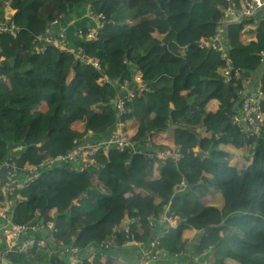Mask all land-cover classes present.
<instances>
[{"label": "trees", "instance_id": "trees-1", "mask_svg": "<svg viewBox=\"0 0 264 264\" xmlns=\"http://www.w3.org/2000/svg\"><path fill=\"white\" fill-rule=\"evenodd\" d=\"M11 1L19 32L0 38L1 70L8 73L0 82V164L18 156L20 167L37 165L65 154L88 133L103 140L121 121L116 102L126 92L120 85L127 82L133 90L140 76L150 91L127 102L129 113L122 119L137 124L136 150L112 149L90 170L60 163L18 193L14 223L53 221L59 247L49 246L47 263L41 255L45 249H13L6 264H67L62 252L83 253L104 240L121 247L118 252L132 236L146 247L158 242L156 255L190 247L205 264H264V128L242 132L232 122L245 85L249 92H261L264 110V10L256 19L223 23V51H218L203 41L215 37L229 9L243 8L242 0ZM86 5L104 19L101 27L86 20L85 26L66 31L74 52L38 40L53 21L61 24L58 32L73 17L79 19ZM91 26L98 29L96 40L77 41V32ZM248 32L256 39L244 37ZM42 105L45 110L38 112ZM188 110L202 120L196 129L173 127L182 160L157 158L166 145L153 143L148 149L149 138L169 130L174 112ZM183 181L187 192L180 195ZM166 210L179 218L178 227L151 226L147 214ZM3 223L0 217V231ZM7 245L3 238L0 257ZM176 262L193 264L183 255ZM93 264H117L116 256L99 251Z\"/></svg>", "mask_w": 264, "mask_h": 264}, {"label": "built area", "instance_id": "built-area-1", "mask_svg": "<svg viewBox=\"0 0 264 264\" xmlns=\"http://www.w3.org/2000/svg\"><path fill=\"white\" fill-rule=\"evenodd\" d=\"M242 2L244 5L243 8L233 7L224 14L220 20L217 34L209 42L203 41L204 45L212 46L215 49H218V51H223L221 25L223 23L240 21L245 18L256 19L264 10V0H242ZM2 6L3 7L0 8V38L5 35L15 37L19 32V28L12 21L13 11L15 12L12 1L4 0ZM88 10L86 16L91 22H95V20H99V18L104 19L103 15L97 17L92 10H90V7ZM54 25L57 26L58 21H53L50 24L51 27H55ZM97 36V29H90L87 33L82 31L78 32V38L80 41L95 40ZM39 38L64 50L69 49L68 42L64 40L65 33L61 30L55 33H50L48 36L40 35ZM3 53V48L0 47V82H5L8 78V73L1 70V64L4 63ZM262 57L264 59V52H262ZM223 58L226 59V56L223 55ZM85 59V56L80 57L81 61H84ZM94 66H98L97 62L94 63ZM231 71V64L227 61L225 70L227 81L232 78ZM236 76L239 78L240 73L237 72ZM137 80L139 85L133 90L128 89L127 82L120 85V89L126 92V96L120 98L117 102V108L121 112V117L127 115V102H130L135 98H140L150 91L147 86L142 84V82L140 83V78ZM238 97L241 100L240 113L232 117L233 124L241 125L242 132H252L264 128V110L262 109L261 92H249L247 90V85H245V90L240 91ZM106 138L107 139L105 140L94 141L93 134L88 133L86 136L74 140V147L64 155L43 160L37 165L20 167L17 164L18 156H8L5 161L0 164V217L4 220V223L2 224L4 230L0 234V244L3 238L5 239V242L8 243L6 253L0 258V264L6 263L5 256L13 249H18L19 252H21L25 249H32L35 246L40 248L46 247V240L42 238L37 239L38 234L43 228H48L50 231L54 229L53 221H50L47 223V226L43 227L39 223H32L31 225H12L11 213H13L16 207V194L31 187L40 175V172L44 169L54 168L55 166H59L60 163H65L75 171L90 170L99 165L98 157L100 155L107 154L114 148L124 149L128 146H133L134 144L132 137L126 130L125 122H120L117 128ZM147 147L148 149L153 148V143L150 138ZM133 149L136 148L133 147ZM137 152L139 154L142 153L141 150H137ZM182 157L183 153L180 147L176 145L166 146V148L157 153V158H160L163 161L171 160L174 162H180ZM185 186L186 184L183 181L179 186V190L183 191ZM74 203L79 205V199H75ZM147 217L151 220V226L157 224V227H162L163 229L164 227L171 229H176L178 227L179 218L170 215L168 210H166L164 214H156V217ZM156 245H158V242L155 241L146 247V245L135 241L132 236L131 241L125 243L122 248L129 246L139 247L141 253L138 259V264H150L160 260L166 261L168 259H172L173 264H179L176 262L177 258H180L182 255L184 257L185 254H187L186 256H188L189 262L191 261L193 264H205V261L204 263L199 261L198 257L195 256V253L191 250L181 254L169 255L163 253L156 255L153 250ZM118 248L121 247L117 246L112 240H104L97 246L91 247L88 256L84 255L78 248L67 250L69 251L68 255L64 252H62L61 255L67 256L69 264H93L97 252L102 251L103 253H107L108 251H113ZM116 260L117 264H128L122 257H118ZM207 264L212 263L209 262Z\"/></svg>", "mask_w": 264, "mask_h": 264}, {"label": "crops", "instance_id": "crops-1", "mask_svg": "<svg viewBox=\"0 0 264 264\" xmlns=\"http://www.w3.org/2000/svg\"><path fill=\"white\" fill-rule=\"evenodd\" d=\"M13 14H14V11H13ZM86 14H87L86 8H81L80 9V16L81 17L78 19L75 16L72 19H70L68 21V24H67L68 28L67 27L63 28V29H61V31L66 33V31L69 30L70 32H72L73 30H75L78 27V25L79 26H85L86 25V20H87ZM54 26H56V25H54ZM59 26H61L60 23H59ZM54 31H56L55 27L52 28L50 33H54ZM251 33L252 32H248V34L244 35V37L247 36V37L253 38L255 40L256 39V35L253 34V36H251ZM75 35L76 34L70 35V39H73ZM254 85H255L254 87H256L257 83L254 82ZM210 109H212V107H210ZM184 112H174L173 116H172V119H171V121H170V123L168 125L169 126V130L167 132L155 134L152 137L153 142H155L156 144H164L166 146H172V145H174L173 144V135H172L173 127L180 126V127H185V128H189V129H196V126L198 125L199 121L190 122L189 120H192V118L188 119L186 116H184ZM56 118H58L59 121H61L63 119L61 117H56ZM133 127H134V129H133ZM136 127H137V124L134 121H133V123L132 122L128 123V121H127L126 130H127V132L129 133L130 136H133ZM161 232H162V230H161ZM194 241H196V240H194ZM89 250H90V248L87 249L86 252H83V254L87 255L89 253ZM114 254L121 255L123 258H125L126 261L129 262V264H138V259H139V256H140V248L129 246V247H126V248H122L118 252L117 251L114 252ZM186 255L187 254H185V256L183 257V261H187L188 262L189 258ZM150 264H157V263L154 262V263H150Z\"/></svg>", "mask_w": 264, "mask_h": 264}, {"label": "clouds", "instance_id": "clouds-1", "mask_svg": "<svg viewBox=\"0 0 264 264\" xmlns=\"http://www.w3.org/2000/svg\"><path fill=\"white\" fill-rule=\"evenodd\" d=\"M89 7H90V5H86L85 7H83V8H86V10H87V13H88V9H89ZM90 10H91V7H90ZM14 15V14H13ZM12 15V16H13ZM87 15V14H86ZM97 17H99V16H97ZM86 18H87V16H86ZM87 20L88 21H90L88 18H87ZM55 21H58V20H55ZM91 22V21H90ZM99 22H100V18H99V20L97 19V20H95V24H97V25H99ZM57 26H59V23H58V25ZM99 26H101V25H99ZM56 27V26H55ZM52 28L53 27H50V29H49V31L47 32V34H45L44 36H48V34H50V32H51V30H52ZM90 29H97V27H95V26H91V28ZM89 29V30H90ZM88 30V31H89ZM98 30V29H97ZM60 31V30H59ZM87 31V32H88ZM56 31H54V33H55ZM79 32V31H78ZM78 32H77V36H78ZM84 32V31H83ZM86 32V33H87ZM65 33V32H64ZM38 40H40V41H42L39 37H38ZM66 42H68V40L69 39H67V36H65V39H64ZM96 40V39H95ZM45 43H49V42H47L46 40H43ZM77 41H80L79 40V38H77ZM89 41H92V40H89ZM49 44H51V45H54V44H52V43H49ZM55 46V45H54ZM55 47H57V48H59L60 50H62V51H72V52H74V50H76V49H74V48H72L71 46H70V42H68V47H69V49H67V50H64V49H62V48H60V47H58V46H55ZM37 51L38 52H44V49H42V48H37ZM5 59V58H4ZM98 65V64H97ZM98 67V66H97ZM138 78H140V83H141V77L140 76H137L136 77V81L138 82ZM138 84H139V82H138ZM143 84V83H142ZM146 86V85H145ZM125 96H126V94H125ZM124 96V97H125ZM120 99V98H119ZM119 99H118V101H119ZM117 101V102H118ZM117 102H116V105H117ZM127 110V109H126ZM127 115H128V110H127ZM126 115V116H127ZM125 116V117H126ZM125 117H121L120 119H121V121L120 122H125V124L127 123V121H125V120H122V119H124ZM119 122V123H120ZM129 134V133H128ZM87 135V134H86ZM85 135V136H86ZM132 138H133V136H131ZM152 137L153 136H151L150 137V139L152 140ZM105 139H107V138H104L103 140H105ZM133 141V140H132ZM134 143V142H133ZM152 143H155V142H153V140H152ZM133 147H135L136 148V144L134 143L133 144V146H128V147H126V148H124V149H128V148H132L133 149ZM114 149H117V148H114ZM124 149H119V150H124ZM134 150H136V149H134ZM64 155V154H63ZM104 155H108V153L107 154H104ZM39 177V176H38ZM37 177V178H38ZM36 181H37V179H36ZM36 181H35V183H36ZM34 183V184H35ZM27 189V188H26ZM179 192H181V191H179ZM18 198V193L16 194V199ZM16 208V207H15ZM15 210V209H14ZM12 214V225H31L32 223H39L40 224V222H37V221H32V222H30V223H28V224H16V223H14V221H13V214H14V211H13V213H11ZM47 226V225H46ZM43 227V226H42ZM4 230V228H2L1 227V233H2V231ZM55 232V228L53 229V230H49L48 228H43V229H41L40 230V232H39V234L41 233L42 234V236L40 237L39 236V234H38V238L37 239H45L46 240V242H47V245H46V247H44V248H40V247H38V246H35V247H33V248H36V249H49V246H52L50 243H49V241H48V238L49 237H51V238H53V240H54V242L56 243V248L54 247L53 249H54V251L59 247V243H58V241H57V238H55L54 236H53V233ZM195 240V239H194ZM190 242V241H189ZM53 247V246H52ZM137 248H139V247H137ZM191 249H190V247H189V249L187 250V252H189ZM114 252H116V250L114 249L113 251H108L107 253H112L114 256H116V259L118 258V257H122L121 255H117V254H114ZM106 253V254H107ZM140 253H141V251H140ZM210 254V253H209ZM89 255V253L86 255V256H88ZM1 258V257H0ZM123 258V257H122ZM124 260H125V258H123ZM126 261V260H125ZM116 262H117V260H116ZM128 264H129V262L128 261H126ZM7 263V262H6ZM5 263V264H6ZM154 263V262H153Z\"/></svg>", "mask_w": 264, "mask_h": 264}, {"label": "rangeland", "instance_id": "rangeland-1", "mask_svg": "<svg viewBox=\"0 0 264 264\" xmlns=\"http://www.w3.org/2000/svg\"><path fill=\"white\" fill-rule=\"evenodd\" d=\"M44 110H45V106L42 105V107L40 108V110L38 112H42ZM184 116H186L188 119H191L192 118V120H189L190 122H197V121H199L198 122V125L196 126V127H199L200 122L202 120V115L199 112H192V111L188 110V111H185L184 112ZM145 203H146V201H145ZM147 215L149 217H151V216H155L156 217V214L155 213H152V212H149ZM48 253H49V250L48 249H45L44 251L41 252V255H43V257H44L45 263H47L48 262V259H49V254ZM63 260L67 264H69L68 263V258H64Z\"/></svg>", "mask_w": 264, "mask_h": 264}, {"label": "water", "instance_id": "water-1", "mask_svg": "<svg viewBox=\"0 0 264 264\" xmlns=\"http://www.w3.org/2000/svg\"><path fill=\"white\" fill-rule=\"evenodd\" d=\"M202 131H205V128H203ZM186 192H187V190L185 189V190L179 192L178 194L183 195V194L186 193ZM178 194H176V195L173 197V199H174L175 197H177ZM48 241H49V243H50L53 247H55V248L57 247V246H56V243H55L54 240H53V238L49 237V238H48Z\"/></svg>", "mask_w": 264, "mask_h": 264}]
</instances>
